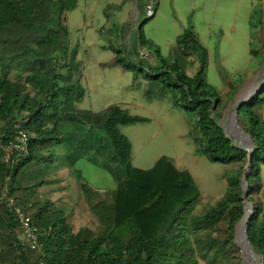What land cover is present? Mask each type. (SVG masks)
<instances>
[{
    "label": "trees",
    "instance_id": "obj_1",
    "mask_svg": "<svg viewBox=\"0 0 264 264\" xmlns=\"http://www.w3.org/2000/svg\"><path fill=\"white\" fill-rule=\"evenodd\" d=\"M70 1L0 0V142L7 144L20 131L30 137L28 152L17 164L4 163L0 150V264H242L236 230L244 217L242 180L249 153L235 147L220 125L223 102L235 95L237 81L230 84L225 98L208 83V56L200 43L196 44L200 67L195 76L170 64L143 32L142 26L155 16L137 27L134 42L130 38V45L123 44L124 50L112 47L114 65L133 72L136 79L145 77L150 99L170 98L174 106L190 112L196 154L213 163L237 165L226 173L225 194L197 215L200 191L188 171H179L169 162L164 174L172 188L152 187L144 197L149 213L142 207L125 214L118 202L96 201L98 192L82 180L86 203L101 226L98 233L89 228L76 231L63 210L42 201L40 189L51 183L61 153L63 163L73 170L86 161L107 172L118 186L126 188L130 183L119 142L107 133L118 107L96 113L79 109L86 89L65 21ZM141 1L147 6L150 0ZM155 1L157 13L159 0ZM123 7H108L109 22L114 20L109 10ZM259 16L255 4L250 19L251 54L255 57L259 55L254 50ZM118 28L124 35L133 29V23ZM190 34L185 31L178 50L186 49L185 36ZM144 51L154 58V64ZM261 106L264 88L239 111L243 130L256 147L247 178V201L254 209L247 234L259 256L256 264H264V184L260 177L264 120L256 112ZM8 199L33 216L40 249L32 251L21 245L20 224Z\"/></svg>",
    "mask_w": 264,
    "mask_h": 264
},
{
    "label": "rangeland",
    "instance_id": "obj_2",
    "mask_svg": "<svg viewBox=\"0 0 264 264\" xmlns=\"http://www.w3.org/2000/svg\"><path fill=\"white\" fill-rule=\"evenodd\" d=\"M114 2L115 0H71V10L65 20L70 33L71 52L76 55V61L81 67L82 84L86 89V97L79 109L96 113L111 106L118 107L116 118L107 133L119 142L130 177L126 188L118 186L107 172L81 161L74 168L77 174L73 173L74 178L70 176L67 182L54 181L56 175L51 178L53 183L46 184L43 188V199L55 202V198L63 195L64 202L65 199L69 202H65L67 207L61 209L71 216L78 231L89 228L98 233L101 229L82 193V180L98 192L96 201L105 200L109 204L118 202L125 214L136 212L142 207L149 213L151 208L144 197L154 186L163 190L172 188V181L164 174L165 165L172 162L179 171L191 174L202 196L195 213L202 215L207 206L215 204L225 194L226 173L238 168L237 165L213 163L196 154L195 141L190 137L193 129L190 112L182 106H174L170 98L150 99L145 77L140 75L136 79L133 72L114 65L116 53L112 47L124 50L123 44L128 45L130 38L131 43L134 42L135 30L147 19L146 8L141 2L139 8H133V21L129 8H125L109 10L114 19L109 22L107 9ZM255 4L260 8L259 34L254 45V50L259 52L256 57L251 54V17L243 14L241 6L240 9L232 8L231 13L225 15L218 13L216 18L205 17L203 12V22L198 26V42L208 56V83L225 98L230 92V84L237 81L235 95L223 102L220 125L228 135L229 119L234 107L242 96L250 93L264 74V0H252L251 5ZM123 23H133V29L130 28L124 35L123 30L118 28ZM149 27L147 31L151 32ZM189 28L187 29L191 34L185 36V50L167 47L171 42H166V38L162 40L158 37L157 40L162 46L160 49L163 57L175 67L185 69L193 77L200 67V58L196 43H192L194 25L189 24ZM153 30V34L158 35L166 27H154ZM171 39L167 40L172 41ZM143 54L152 64L155 63L149 53L144 51ZM256 112L264 120V106L258 107ZM238 121L239 127L243 129V119L238 118ZM231 138L235 141L234 144H238L236 137ZM246 143L250 144L251 141ZM58 158L56 167L63 163L64 155L61 153ZM260 177L264 184V165ZM261 198L264 200V189ZM57 205L59 206L58 203ZM241 222L242 220L237 226V238ZM251 259L256 264L257 255L254 253Z\"/></svg>",
    "mask_w": 264,
    "mask_h": 264
},
{
    "label": "crops",
    "instance_id": "obj_3",
    "mask_svg": "<svg viewBox=\"0 0 264 264\" xmlns=\"http://www.w3.org/2000/svg\"><path fill=\"white\" fill-rule=\"evenodd\" d=\"M141 2H142L141 0L140 1L139 0H115V2L113 4H109L108 7L112 5H116V6L124 5L122 10H124L125 8L127 9L129 8L130 18H131V21H133L134 19L133 8L135 7L138 8ZM251 2L252 0H238L236 2L235 0L234 1L233 0H159L158 11L155 17L153 18V20L145 24L144 34L148 39H150L160 48L162 46L157 40L159 38L162 40L166 38V42H171V44H167V47L177 48V46L179 45V42L181 41V39H183L185 31L188 30L187 28H189V24L192 23L194 25V29L191 28V30L193 29L192 35H194L192 43L197 44L199 43L198 41H200L199 40L200 34L198 33L199 32L198 26L203 22V19L201 16L203 15V12H205L204 14L205 17L209 16V17L216 18L218 13H220L221 15H225V14L231 13L232 8L240 9L239 7L241 6L242 10L244 11L243 14H245V16L250 15L251 17L252 11H253V5H251ZM142 5L144 6V2L142 3ZM148 27L151 32L147 31ZM154 27L155 28L166 27V30L162 33H158V35H155L153 34ZM170 37L172 38L171 39L172 41H168ZM68 167L69 166L67 164L61 162L60 165L57 166L52 171V177H54V175L57 176L54 181H59L63 183L65 181L67 182L68 179H70V176L73 177L74 170L71 167H69L70 169ZM50 181L51 183H53L51 179ZM64 187L66 188V186ZM43 188L40 189V196H41L42 201H45L42 195ZM68 192H69V188H68ZM63 199H64L63 195L58 196V198H55V202L53 203L60 209L62 207L66 208L67 205L65 202H67V200L65 199V202H64ZM57 203L59 204L60 207L57 205ZM69 204L71 205L72 203H69ZM69 221L71 225L74 227V229L78 231L75 225L73 224V220L71 216H69Z\"/></svg>",
    "mask_w": 264,
    "mask_h": 264
},
{
    "label": "built area",
    "instance_id": "obj_4",
    "mask_svg": "<svg viewBox=\"0 0 264 264\" xmlns=\"http://www.w3.org/2000/svg\"><path fill=\"white\" fill-rule=\"evenodd\" d=\"M147 18L156 15V1L150 0L146 6ZM29 135L25 132H18L17 136L7 144L0 142V150L3 151L2 161L6 164L19 163L20 159L27 154ZM8 203L14 207L15 215L20 224L21 245L32 251L40 249L39 230L34 223L33 216L26 213L21 207L16 206L12 199H8ZM44 264V263H42Z\"/></svg>",
    "mask_w": 264,
    "mask_h": 264
},
{
    "label": "water",
    "instance_id": "obj_5",
    "mask_svg": "<svg viewBox=\"0 0 264 264\" xmlns=\"http://www.w3.org/2000/svg\"><path fill=\"white\" fill-rule=\"evenodd\" d=\"M263 73H264V69H263ZM263 88H264V78L260 82L259 86H257L256 88L253 87V89H252L253 91L251 90L252 93L250 94V96L247 99H245V100H243L241 102H238L237 105L234 107L233 112L231 114V118L229 119V120H231L230 123H229V128H228L229 135H231L232 137H236L235 134L238 131H241L242 134L246 135L247 141L248 142L251 141V137L242 128L239 127V121H238L239 111L246 104L252 103L254 101V99L259 95L260 91ZM224 131L227 134V131L225 129H224ZM229 135L227 134V136L232 140L231 136H229ZM232 141H233V143H235L234 140H232ZM234 146L237 147V148H239V149H241V150L247 151L249 153V164H248V168H247L246 173H245V175L243 177V180H242V182H243V195H242V198L244 200V216L246 214L248 205L251 208V216H252L254 214V209H253V206L251 205V203H249L247 201V196H248V183H247V178H248V174H249L250 169H251V163H252V159H253V154H254V152L256 150V147L252 143L248 144L247 146H243L240 143H238V144H234ZM243 219H244V217L242 218V221H243ZM249 220H248V222L246 224V227H245V230H244V237H245L246 241L248 242L250 249L252 250V252H254L253 246L250 243L249 237H248V234H247ZM238 236H239V234H238ZM236 242H237V244L239 245V247L241 248V251H242V261H243L242 264H245V257H244V253H243L242 247L240 246L238 240ZM257 257L259 258L258 255H257Z\"/></svg>",
    "mask_w": 264,
    "mask_h": 264
},
{
    "label": "bare ground",
    "instance_id": "obj_6",
    "mask_svg": "<svg viewBox=\"0 0 264 264\" xmlns=\"http://www.w3.org/2000/svg\"><path fill=\"white\" fill-rule=\"evenodd\" d=\"M264 78V75L263 77L261 78V80L254 86L255 88L257 86H259L260 82L263 80ZM253 91V90H252ZM252 91H250V93H248L247 95H244L240 98L239 102L247 99L250 94L252 93ZM231 121V120H230ZM230 123V122H229ZM236 140L238 143H240L241 145L243 146H247L248 144L246 143L247 141V137L246 135L242 134L241 131H238L236 134ZM246 137V139L244 138ZM251 217V208L250 206L248 205L247 207V211H246V214L244 216V219L243 221L241 222V225H240V228H239V236L237 238V240L239 241V244L240 246L242 247V250H243V253H244V257H245V264H254L251 260L254 252H252V250L250 249L249 247V244L248 242L246 241L245 237H244V230H245V227H246V224L248 222V220L250 219Z\"/></svg>",
    "mask_w": 264,
    "mask_h": 264
}]
</instances>
